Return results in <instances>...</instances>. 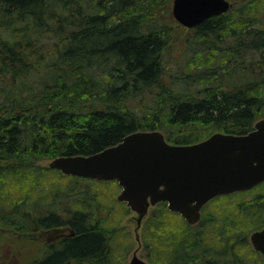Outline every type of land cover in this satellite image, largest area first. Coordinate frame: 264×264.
I'll use <instances>...</instances> for the list:
<instances>
[{
	"label": "trees",
	"instance_id": "obj_1",
	"mask_svg": "<svg viewBox=\"0 0 264 264\" xmlns=\"http://www.w3.org/2000/svg\"><path fill=\"white\" fill-rule=\"evenodd\" d=\"M166 1L0 0V228L69 229L28 264H126L132 247L115 180L98 181L115 215L93 219L89 203L69 199L90 178L70 175L73 185L45 200V177L66 175L40 161L139 130L175 144L243 134L264 117V0H235L194 26L192 56L175 68L165 49L178 22L161 20ZM152 210L141 229L152 264H264L248 241L264 226V188L214 197L194 225L166 202Z\"/></svg>",
	"mask_w": 264,
	"mask_h": 264
},
{
	"label": "water",
	"instance_id": "obj_2",
	"mask_svg": "<svg viewBox=\"0 0 264 264\" xmlns=\"http://www.w3.org/2000/svg\"><path fill=\"white\" fill-rule=\"evenodd\" d=\"M231 6L229 0H172L171 12L179 24L191 28ZM48 167L64 175L115 180L120 187L116 199L138 214V225L162 201L193 225L214 197L264 181V117L247 133L216 131L189 144L170 143L157 129L134 131L94 153L57 156ZM249 242L264 255V226L249 234ZM127 264L152 263L134 253Z\"/></svg>",
	"mask_w": 264,
	"mask_h": 264
},
{
	"label": "rangeland",
	"instance_id": "obj_3",
	"mask_svg": "<svg viewBox=\"0 0 264 264\" xmlns=\"http://www.w3.org/2000/svg\"><path fill=\"white\" fill-rule=\"evenodd\" d=\"M230 1L235 2V0ZM171 6L172 0H167L162 5L161 10L159 11V16L162 21H166L167 17H169V20L173 17L171 12ZM170 22V39L167 48L165 49V54L167 56L166 60H171L172 63H175V65L173 66V68H175L180 63L185 62L187 58L192 56L194 50L192 44L198 39V36L195 33L194 27L188 28L179 23L172 24L173 22L171 20ZM50 160L51 159L42 160L39 163L42 165H48ZM60 174L62 173L60 172ZM49 176L51 177H45L44 179V181L48 179V182L46 183L47 187L44 189V191L48 189V192H46L44 196L45 200L54 198L56 193L67 191V188H70V186L73 185L75 180H77L76 178L70 175L61 176L58 174L55 175L50 173ZM98 181L99 180L96 181L94 179L81 180L79 190L80 193L78 192V190H75L73 191V193L70 194L74 196L69 198L73 201L79 198L80 200L89 203L90 205H86L88 209L92 211L91 216L93 217V219L101 218L102 215L108 216L109 212L115 215L116 212H112L111 209H115L119 205L111 201V187ZM261 183L245 191H250L251 194H258L264 188ZM74 189H76V187H74ZM119 190H117L115 193V199ZM97 200L100 205V210L93 206V203H96ZM208 203L204 205L202 211L207 207ZM152 209L153 206L149 208L148 213L141 220V225L137 224L138 214L130 209L129 213L123 216L120 222L118 223V227H125L126 230L132 236V247L127 254L126 264L134 253H136L144 260H147L145 256L141 229L146 219L151 215L153 211ZM27 210L31 211L30 208H28ZM68 231V228H50L40 229L37 231H29L24 234L23 232L15 231L14 229H9L7 227L0 228V232L2 233L0 234V254L2 255L1 264H28L31 260V257L39 255L42 252L41 250H44L47 244L54 241L62 233L64 234ZM20 235H23L24 237L19 238V240L17 241L16 236L18 237ZM261 256L263 257L264 255Z\"/></svg>",
	"mask_w": 264,
	"mask_h": 264
},
{
	"label": "flooded vegetation",
	"instance_id": "obj_4",
	"mask_svg": "<svg viewBox=\"0 0 264 264\" xmlns=\"http://www.w3.org/2000/svg\"><path fill=\"white\" fill-rule=\"evenodd\" d=\"M62 234H63V233H62ZM62 234H61V235H62Z\"/></svg>",
	"mask_w": 264,
	"mask_h": 264
}]
</instances>
